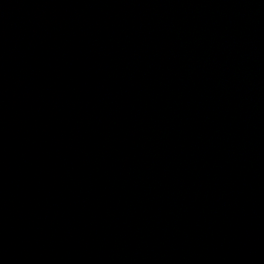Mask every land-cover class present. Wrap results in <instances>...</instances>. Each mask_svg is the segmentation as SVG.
Wrapping results in <instances>:
<instances>
[{"label":"water","instance_id":"obj_1","mask_svg":"<svg viewBox=\"0 0 264 264\" xmlns=\"http://www.w3.org/2000/svg\"><path fill=\"white\" fill-rule=\"evenodd\" d=\"M0 264H264V0H0Z\"/></svg>","mask_w":264,"mask_h":264}]
</instances>
